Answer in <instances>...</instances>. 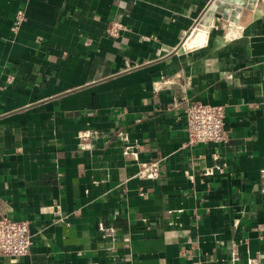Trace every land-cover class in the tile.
<instances>
[{
  "label": "crops",
  "instance_id": "1",
  "mask_svg": "<svg viewBox=\"0 0 264 264\" xmlns=\"http://www.w3.org/2000/svg\"><path fill=\"white\" fill-rule=\"evenodd\" d=\"M213 1L0 0V217L33 235L0 264H264V15Z\"/></svg>",
  "mask_w": 264,
  "mask_h": 264
},
{
  "label": "built area",
  "instance_id": "2",
  "mask_svg": "<svg viewBox=\"0 0 264 264\" xmlns=\"http://www.w3.org/2000/svg\"><path fill=\"white\" fill-rule=\"evenodd\" d=\"M25 20V11L18 9L13 22V29L18 30ZM126 29L123 22L113 20L109 23L108 33L118 37ZM178 104L177 100L174 101ZM188 144L213 142L226 143L229 139L225 127V107L222 104L191 102L186 108ZM154 169L151 175L156 176ZM101 228L103 226L101 225ZM112 232V231H111ZM33 244L30 222L17 220L8 216L0 217V255L17 259L28 254Z\"/></svg>",
  "mask_w": 264,
  "mask_h": 264
},
{
  "label": "water",
  "instance_id": "3",
  "mask_svg": "<svg viewBox=\"0 0 264 264\" xmlns=\"http://www.w3.org/2000/svg\"><path fill=\"white\" fill-rule=\"evenodd\" d=\"M245 8L247 9V15L253 11L251 19H256L264 15V0H215L207 9L205 16L200 20V24L209 26L211 17L215 13H220L224 19L239 23L241 21V13ZM192 34V32L188 34L184 44L185 49L189 48L188 44Z\"/></svg>",
  "mask_w": 264,
  "mask_h": 264
},
{
  "label": "bare ground",
  "instance_id": "4",
  "mask_svg": "<svg viewBox=\"0 0 264 264\" xmlns=\"http://www.w3.org/2000/svg\"><path fill=\"white\" fill-rule=\"evenodd\" d=\"M201 33H203V32H201ZM199 34H200V33H199ZM196 35H197V34H196ZM192 37H193V36H192ZM192 37H191V38H192ZM196 37H198V36H196ZM206 37H207V36H206ZM198 38H199V37H198ZM201 38H202V36H201ZM195 39H197V38H195ZM199 39H200V38H199ZM202 39H203V38H202ZM197 40H198V39H197ZM190 41H191V40H190Z\"/></svg>",
  "mask_w": 264,
  "mask_h": 264
}]
</instances>
